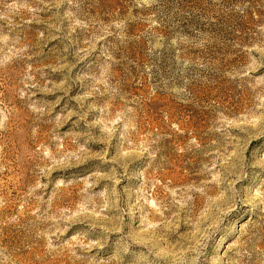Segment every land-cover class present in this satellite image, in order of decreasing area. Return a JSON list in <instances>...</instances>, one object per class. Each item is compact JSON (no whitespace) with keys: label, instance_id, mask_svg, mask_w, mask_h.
Here are the masks:
<instances>
[{"label":"rangeland","instance_id":"1","mask_svg":"<svg viewBox=\"0 0 264 264\" xmlns=\"http://www.w3.org/2000/svg\"><path fill=\"white\" fill-rule=\"evenodd\" d=\"M0 264H264V0H0Z\"/></svg>","mask_w":264,"mask_h":264}]
</instances>
